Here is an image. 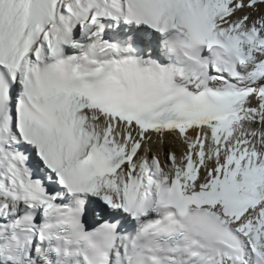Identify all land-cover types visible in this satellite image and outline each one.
Listing matches in <instances>:
<instances>
[{"label": "snow or ice", "instance_id": "obj_1", "mask_svg": "<svg viewBox=\"0 0 264 264\" xmlns=\"http://www.w3.org/2000/svg\"><path fill=\"white\" fill-rule=\"evenodd\" d=\"M0 264H264V0H0Z\"/></svg>", "mask_w": 264, "mask_h": 264}]
</instances>
